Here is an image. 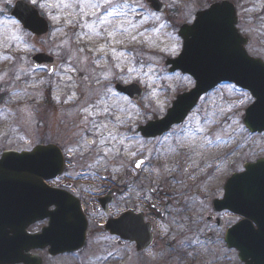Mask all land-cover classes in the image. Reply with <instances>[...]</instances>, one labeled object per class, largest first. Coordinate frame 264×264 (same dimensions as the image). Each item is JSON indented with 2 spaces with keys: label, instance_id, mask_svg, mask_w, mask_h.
<instances>
[{
  "label": "rangeland",
  "instance_id": "obj_1",
  "mask_svg": "<svg viewBox=\"0 0 264 264\" xmlns=\"http://www.w3.org/2000/svg\"><path fill=\"white\" fill-rule=\"evenodd\" d=\"M15 1L0 0V146L28 148L40 133L49 135L45 130L52 133L65 126L52 117L40 124L33 111L37 90L45 87V79H54L52 88L72 90V121H81V126L72 127L71 140L83 136L95 142L92 148L77 145L82 163L122 176L142 157L149 163L142 181L169 186L168 215L157 226V244L152 252L136 256L135 264L231 261L223 237L225 227L237 218L220 214L219 228L207 217L213 212L212 202L222 198L229 174L240 171L245 161L264 157V135L250 136L242 125L244 111L253 102L250 94L231 84L218 86L200 100L184 124L163 137L159 148L151 149L136 133L139 125L163 116L177 93L193 88L188 76L169 74L164 60L181 50L178 27L191 21L197 10L223 0H161L167 16L154 14L144 0H120L118 6L112 0H24L37 6L49 23L50 31L41 39L33 38L11 17ZM227 1L237 4L251 40V55L264 59V0ZM5 5L9 12H2ZM177 44L180 47L173 51ZM41 52L57 60L55 76L29 66V57ZM115 83H136L144 95L132 104L115 96ZM115 252L114 264H132L131 250ZM91 256L53 263L99 264L97 251Z\"/></svg>",
  "mask_w": 264,
  "mask_h": 264
},
{
  "label": "water",
  "instance_id": "obj_2",
  "mask_svg": "<svg viewBox=\"0 0 264 264\" xmlns=\"http://www.w3.org/2000/svg\"><path fill=\"white\" fill-rule=\"evenodd\" d=\"M147 3L155 12L166 11V6L159 0H147ZM11 15L25 30L37 37L48 31L47 23L33 8L22 2L15 4ZM235 25V10L230 3L223 1L198 13L192 25L180 27L178 35L183 40L182 51L176 59L166 60L165 66L170 67V73L180 71L190 76L194 87L191 91L177 96L163 119L139 127L138 132L142 137L162 135L171 126L182 123L200 98L221 83L234 84L249 92L254 102L245 110L243 125L251 134L264 131V63L245 53L243 47L247 40L240 38ZM30 63L34 67L47 65L49 74L54 72L51 66L53 59L46 54L32 57ZM115 89L129 98L136 96L135 100L143 95V90L135 84L126 87L116 85ZM42 158V152H6L0 159V193L7 195L9 229L7 236L3 235L0 264H28V260L21 256L18 243L26 239L24 228L30 222L24 223L20 232H17L14 216L19 202L22 201L25 210L31 207L34 193L39 190L40 179L49 178L36 173L38 169L51 168L47 162L45 165ZM140 163L139 161L136 166ZM244 169V173L232 175L227 181L223 188V199L215 201L214 208L216 211L229 210L244 218L225 237L227 246L239 252V260L245 264H264V160L245 165ZM123 222L120 221V224ZM67 224L69 223H63ZM113 224H109L112 232L124 239H131V231L114 229ZM71 236L69 230L65 231L67 243L62 244L61 252L80 247L78 243L73 247L68 244L74 239ZM142 237H135L138 245L143 242ZM144 241L146 244L149 237L144 238ZM143 247L144 244L141 243L138 250Z\"/></svg>",
  "mask_w": 264,
  "mask_h": 264
},
{
  "label": "flooded vegetation",
  "instance_id": "obj_3",
  "mask_svg": "<svg viewBox=\"0 0 264 264\" xmlns=\"http://www.w3.org/2000/svg\"><path fill=\"white\" fill-rule=\"evenodd\" d=\"M118 1L120 0H112L111 4L118 6ZM233 4L237 13L236 29L242 39L248 38L237 4ZM5 8L7 9V6ZM133 9L134 6L131 7V12ZM205 9L202 8L198 11ZM198 11L193 13V18L187 22L188 24L194 20L195 14L199 13ZM248 39L249 44L244 49L246 53L251 55L250 48L252 44L250 38ZM56 65L58 69L57 61ZM45 69L40 68L37 71L43 72ZM52 81L49 78L45 79L43 82L45 87L37 90L33 100V111L34 114L36 113L37 121L40 124L41 122L43 125L46 124L49 121L48 117H52L64 123L65 126L52 133L51 129L45 130V134L49 131V135L44 137V133H40V136L34 137V141L28 148L20 151L39 153L40 150H43L42 159L45 163L47 162L48 166H51V169H39L37 171L39 174L50 176V179L42 180L46 192L41 191V194H39L40 199L33 203L34 206L30 213L33 214L35 221L25 231L28 236H35L41 235L51 222H54L56 226L48 233V240L44 241L36 238L28 242L22 240L19 244L21 255L33 258L36 264H54L53 262L57 259L73 260L74 263L80 257L87 255V253L91 256L97 251L99 264H114L117 262L115 249L122 248L124 251L131 250L133 255L132 264H135L136 256H143L152 252L157 244V239L159 238L157 226L168 215L169 206L166 201L168 197L166 190L169 186L161 183L154 187L147 184L149 181L144 179L142 181L141 176L143 177V174H145L144 169L149 164L147 159L142 157L137 158L131 165L129 173L122 176L118 172H113L109 169L88 168L86 164L82 163L80 153L76 150L77 145L85 144L92 148L95 142L91 138L83 136L75 137L74 140H71L72 127L75 125L81 126L79 125L81 124L80 120L72 121L73 102L70 99L72 90L70 88L61 90L52 88ZM173 100H170L169 103L171 104ZM78 101L80 99L77 100V104ZM39 111L43 113L44 121L39 119ZM161 117V115H158L150 120H156ZM173 129L175 127H172L168 133ZM81 130H84V127ZM167 134L151 139L140 138L145 144H149L151 149H155L161 147L160 142ZM6 150V148L0 146V156ZM261 158L264 159V157H259L254 161H245L238 172H243V165L255 162ZM138 159L142 163L137 167L135 162ZM92 160L96 159L92 158ZM231 175L232 173L229 174L225 181ZM152 177L155 178V174H152ZM7 213V201L1 195V243L3 235L7 236L8 234ZM220 214L222 213H209L213 219L211 224L217 222L216 219L219 218ZM24 217L25 211L22 208H18L17 219L22 222ZM120 221H124L123 224H120ZM237 221H239L238 218L235 222ZM63 223L69 224L63 225ZM109 223H114V229L121 231L128 229L131 231L129 233L131 239H121L120 235L111 231ZM231 226L232 224L226 226L225 231ZM67 230L70 231L71 237L74 238L68 244L73 247L78 243L80 247L74 251L61 253L62 244L67 243V239L64 237ZM137 236H143V242H140V244H144V249L141 248V251H138L140 244L138 245L135 240ZM147 236L149 241L145 244L144 238ZM81 238L82 242H78ZM229 252L230 254L232 253L231 261L224 264H242L239 262L238 254L235 251L229 250ZM206 264L208 263L206 262Z\"/></svg>",
  "mask_w": 264,
  "mask_h": 264
},
{
  "label": "snow or ice",
  "instance_id": "obj_4",
  "mask_svg": "<svg viewBox=\"0 0 264 264\" xmlns=\"http://www.w3.org/2000/svg\"><path fill=\"white\" fill-rule=\"evenodd\" d=\"M106 2H107V0H106ZM33 3H36V0H33ZM126 6V5H125ZM92 7H97V5H92ZM114 11H115V9H114ZM112 13L111 12H109V15H111ZM103 22V21H102ZM109 35L111 36V35H113V33H109ZM131 39L132 40H135L136 39V36H134V35H132L131 36ZM180 46H179V44H177L174 48H173V51H176L178 48H179ZM85 111H88L87 109H85ZM142 163V162H141ZM137 166H139V165H137Z\"/></svg>",
  "mask_w": 264,
  "mask_h": 264
}]
</instances>
